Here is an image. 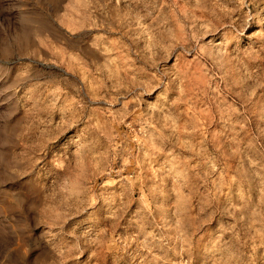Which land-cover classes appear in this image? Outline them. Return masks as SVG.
Listing matches in <instances>:
<instances>
[{
  "label": "rangeland",
  "instance_id": "1",
  "mask_svg": "<svg viewBox=\"0 0 264 264\" xmlns=\"http://www.w3.org/2000/svg\"><path fill=\"white\" fill-rule=\"evenodd\" d=\"M0 264H264V0H0Z\"/></svg>",
  "mask_w": 264,
  "mask_h": 264
}]
</instances>
